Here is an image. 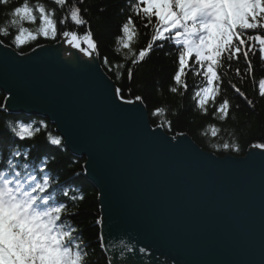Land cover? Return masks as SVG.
Here are the masks:
<instances>
[{
    "label": "water",
    "instance_id": "95a60500",
    "mask_svg": "<svg viewBox=\"0 0 264 264\" xmlns=\"http://www.w3.org/2000/svg\"><path fill=\"white\" fill-rule=\"evenodd\" d=\"M115 89L94 54L62 40L0 46L4 108L47 118L85 158L108 264H264V148L218 156L153 127Z\"/></svg>",
    "mask_w": 264,
    "mask_h": 264
},
{
    "label": "snow or ice",
    "instance_id": "6c2138e0",
    "mask_svg": "<svg viewBox=\"0 0 264 264\" xmlns=\"http://www.w3.org/2000/svg\"><path fill=\"white\" fill-rule=\"evenodd\" d=\"M10 2L0 0V5L7 6ZM53 3L63 13L59 23L67 25L71 22L75 31L59 33L55 8L49 10L44 4L30 6L25 0L6 12L8 19L6 26H0V37L12 36L20 45L25 42L22 39L24 33H28L33 41L38 35L52 39L62 35L66 43L85 56H98L91 21L86 19L88 9L83 7L85 0H53ZM126 6L129 11L119 26L117 43L126 50L125 58L130 57V65L145 63L155 50L171 44L175 51L166 55L175 57L174 84L187 91L189 72L201 78L202 86L193 95L201 113L207 114V106L212 105L220 120L228 118L230 101L226 97L220 99L226 79L227 87L246 99L229 73L234 72L235 78L243 82L245 75L255 71L253 58L258 56L264 63V0H126ZM99 10L105 9L100 6ZM121 14L124 15L123 8ZM136 18L145 30H151L145 46L138 53L133 51V41L139 35ZM37 19L39 28L37 34H32L23 24L36 23ZM85 26L87 30L81 37L78 30ZM9 28L15 29L16 34L12 35ZM0 46L7 47L3 40H0ZM241 62L245 65V73L239 67ZM104 63L108 64L107 57ZM117 67H126L127 79L131 81L134 67L119 64ZM260 89L264 96V78L260 81ZM169 91L177 93L178 87L172 86ZM114 96L124 99L120 88L114 90ZM135 99L139 101L142 97ZM124 102L133 103L132 100ZM160 112L162 109L156 110V114ZM46 128L42 121L35 129L31 123L18 121L15 127L8 123V130L19 140L32 139ZM47 140L51 145H62V139L51 133L47 134ZM223 147L227 149L229 145ZM11 155L13 159L7 161V171H0V264H87V245L82 243L81 230L70 220L77 212L70 210L67 203L53 204L47 199V193L53 187L50 177L45 176L37 183L36 176L17 170L20 165L14 164L13 160L26 156V152L14 150ZM47 164L48 159L44 158L40 174L44 173ZM24 167H28L27 163ZM70 191H62V195L71 199L74 205L84 200L83 195H70ZM94 223L99 225L102 221L96 219ZM104 247L101 238V248ZM144 251L140 249L141 253Z\"/></svg>",
    "mask_w": 264,
    "mask_h": 264
},
{
    "label": "trees",
    "instance_id": "16d2710c",
    "mask_svg": "<svg viewBox=\"0 0 264 264\" xmlns=\"http://www.w3.org/2000/svg\"><path fill=\"white\" fill-rule=\"evenodd\" d=\"M24 2L25 0H11L7 6L0 5V26H6L5 22L8 19L6 12ZM27 2L30 6L44 4L49 10L55 8V20L59 33L65 30H76L71 22L67 25L59 23L63 13L58 6L54 5L53 0H27ZM100 6L104 7L103 12L99 10ZM83 7L88 9L86 19L91 21V30L98 44L96 57L101 67L113 80L116 88L122 90L123 100H136L137 96L142 97L141 101L153 127L160 126L172 136L185 133L202 149L218 156L226 154L242 156L249 147L264 145V96L260 94V81L264 78V63L259 61L258 56L253 58L254 73L245 75L243 82L235 78L234 72L229 73L232 81L237 83L241 91L245 93L246 99L228 88L226 79L220 99L225 97L229 99L231 107L228 118L220 120L219 115L214 114L212 105L207 106V114L201 113L196 106L193 95L197 88L202 86L199 76L188 73L187 91L174 84L172 75L175 71V57L166 55L175 51L171 44H166L163 49L155 50L145 63L130 65V57L125 58L126 50L121 49L117 43V38L120 36L119 26L129 11L126 0H85ZM122 8L124 15L121 14ZM136 25L139 35L133 41V51L138 53L139 49L145 46L151 30H145L138 18H136ZM23 26L32 34H37L39 20L37 19L36 23L24 22ZM86 30V26L80 27L79 35L83 37ZM9 31L12 35L16 34L15 29L9 28ZM22 37H25L23 39L25 42L20 45L13 41L12 36L0 37V40H3L4 45L22 54L40 45L56 43L62 35H58L55 39L38 35L35 41L28 33H24ZM105 57L108 60L107 65L104 63ZM118 64L134 67V76L131 81L127 79V68L117 67ZM233 66H236L235 62ZM239 67L242 73L246 72L243 62ZM172 86L178 87L177 93L169 91ZM5 97L4 92L0 91V171H7L6 164L8 160L13 159L11 153L14 150L26 152V156L13 160L14 164L20 165L17 170L25 175L36 176L37 183L41 182L45 176L51 178L53 187L49 189L47 199L53 204L67 203L70 210L77 212V215L70 217V220L81 230L82 243L87 245V264H108L101 248L99 225L94 223L96 219H100L97 189L83 175L85 158L72 154L63 143L59 147L51 145L47 140V134L51 133L53 137H59L54 130V124L41 116L8 112L3 107ZM248 101L252 103L249 104ZM157 109H162V112L156 114ZM18 121L24 124L31 123L34 129L39 127L42 121L47 128L41 129L32 139L19 140L8 130L9 122L15 127ZM224 144H228L229 147L224 148ZM44 158L48 159V164L44 173L40 174L39 169L44 167ZM25 163L28 165L27 168L24 167ZM69 190H71L70 195H83L84 200L77 201L74 205L71 199L62 195V191Z\"/></svg>",
    "mask_w": 264,
    "mask_h": 264
},
{
    "label": "rangeland",
    "instance_id": "374dc122",
    "mask_svg": "<svg viewBox=\"0 0 264 264\" xmlns=\"http://www.w3.org/2000/svg\"><path fill=\"white\" fill-rule=\"evenodd\" d=\"M25 37H22V39H24ZM63 46L67 49H76V48H73L70 44L66 43V44H63ZM78 50V49H76ZM79 51V50H78ZM83 56H85L81 51H79ZM64 54H68L67 52H65Z\"/></svg>",
    "mask_w": 264,
    "mask_h": 264
},
{
    "label": "bare ground",
    "instance_id": "6f19581e",
    "mask_svg": "<svg viewBox=\"0 0 264 264\" xmlns=\"http://www.w3.org/2000/svg\"><path fill=\"white\" fill-rule=\"evenodd\" d=\"M67 61V60H66Z\"/></svg>",
    "mask_w": 264,
    "mask_h": 264
}]
</instances>
